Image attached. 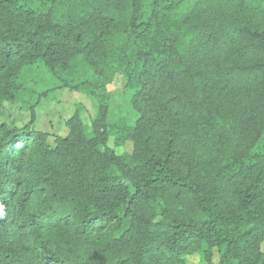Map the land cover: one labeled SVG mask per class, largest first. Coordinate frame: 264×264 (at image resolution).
<instances>
[{
  "label": "trees",
  "instance_id": "obj_1",
  "mask_svg": "<svg viewBox=\"0 0 264 264\" xmlns=\"http://www.w3.org/2000/svg\"><path fill=\"white\" fill-rule=\"evenodd\" d=\"M41 75L30 124L0 125V264H264V0H0V109ZM59 90L97 102L92 137L82 108L53 145L33 129Z\"/></svg>",
  "mask_w": 264,
  "mask_h": 264
},
{
  "label": "rangeland",
  "instance_id": "obj_2",
  "mask_svg": "<svg viewBox=\"0 0 264 264\" xmlns=\"http://www.w3.org/2000/svg\"><path fill=\"white\" fill-rule=\"evenodd\" d=\"M50 83L46 75L30 78L19 100L16 103L6 102L0 109V125L5 124L10 128H23L29 125L31 106L40 93L52 86ZM108 92V124L111 127V136L107 146L120 156L132 154L134 145L126 139L125 130L130 129L138 117L131 105L133 91L128 86L126 78L119 75L115 83L108 87ZM78 108H82L81 117L85 131L89 137H92V125L98 114L97 102L87 94L70 90H59L40 100L35 109L36 122L33 129L46 134L49 144L53 145L56 138L68 135L66 123ZM262 249L264 251V244ZM187 261L188 264H206L200 255L188 256ZM214 262H218L217 252L214 253Z\"/></svg>",
  "mask_w": 264,
  "mask_h": 264
},
{
  "label": "clouds",
  "instance_id": "obj_3",
  "mask_svg": "<svg viewBox=\"0 0 264 264\" xmlns=\"http://www.w3.org/2000/svg\"><path fill=\"white\" fill-rule=\"evenodd\" d=\"M5 215V206L0 204V218H3Z\"/></svg>",
  "mask_w": 264,
  "mask_h": 264
}]
</instances>
